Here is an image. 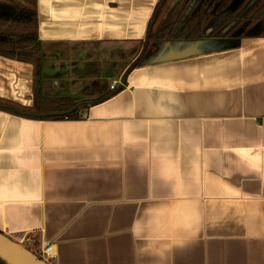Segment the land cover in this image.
Listing matches in <instances>:
<instances>
[{
	"label": "crops",
	"instance_id": "obj_1",
	"mask_svg": "<svg viewBox=\"0 0 264 264\" xmlns=\"http://www.w3.org/2000/svg\"><path fill=\"white\" fill-rule=\"evenodd\" d=\"M158 2L37 0L42 95L89 105L0 109V232L51 264H264V36L134 68ZM34 74L0 55V98Z\"/></svg>",
	"mask_w": 264,
	"mask_h": 264
},
{
	"label": "trees",
	"instance_id": "obj_2",
	"mask_svg": "<svg viewBox=\"0 0 264 264\" xmlns=\"http://www.w3.org/2000/svg\"><path fill=\"white\" fill-rule=\"evenodd\" d=\"M261 36L264 0H159L133 67L166 62L164 56L172 49L180 51L199 44L196 56L234 49L244 38ZM0 55L35 67L33 106L20 107L0 98V109L37 119L60 120L79 119L82 109L89 105L70 97L42 95L37 0H0ZM0 264L5 263L0 259Z\"/></svg>",
	"mask_w": 264,
	"mask_h": 264
},
{
	"label": "water",
	"instance_id": "obj_3",
	"mask_svg": "<svg viewBox=\"0 0 264 264\" xmlns=\"http://www.w3.org/2000/svg\"><path fill=\"white\" fill-rule=\"evenodd\" d=\"M211 29L209 28L207 31L210 32ZM199 47L198 44L190 45L180 51L172 49L164 56V60L170 61L191 57L198 52ZM0 259L5 264H51L2 232H0Z\"/></svg>",
	"mask_w": 264,
	"mask_h": 264
},
{
	"label": "built area",
	"instance_id": "obj_4",
	"mask_svg": "<svg viewBox=\"0 0 264 264\" xmlns=\"http://www.w3.org/2000/svg\"><path fill=\"white\" fill-rule=\"evenodd\" d=\"M119 82H115L112 85V89H116L118 87ZM124 85L123 83H121ZM11 239L18 242L19 244H22L23 246L27 247L31 251H33L37 256H39L41 259L51 263L53 259H55V249L54 244L51 242H46L39 244L36 236H34L32 233L24 234V233H17L13 236H10ZM33 248L35 250H33Z\"/></svg>",
	"mask_w": 264,
	"mask_h": 264
},
{
	"label": "rangeland",
	"instance_id": "obj_5",
	"mask_svg": "<svg viewBox=\"0 0 264 264\" xmlns=\"http://www.w3.org/2000/svg\"><path fill=\"white\" fill-rule=\"evenodd\" d=\"M33 250H35V249L33 248Z\"/></svg>",
	"mask_w": 264,
	"mask_h": 264
}]
</instances>
